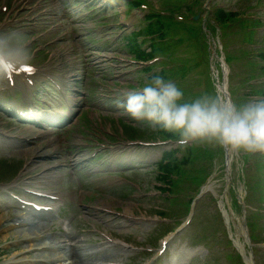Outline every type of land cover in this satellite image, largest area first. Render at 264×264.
Returning <instances> with one entry per match:
<instances>
[{
  "label": "rangeland",
  "instance_id": "1",
  "mask_svg": "<svg viewBox=\"0 0 264 264\" xmlns=\"http://www.w3.org/2000/svg\"><path fill=\"white\" fill-rule=\"evenodd\" d=\"M73 1V3H70L68 1L66 7H64L61 6V0H18V12L20 16H33L34 19L36 16L37 18L36 25L39 27L37 29L34 28L35 31L32 32L31 35L23 34V37L25 39L35 37V39H32L27 43L28 51L38 48L39 45L45 43L43 48H45L46 51H41L38 53V63H43L41 68H46L47 65L45 63H60L66 70H71L73 73H78L79 77L86 75V90L93 88L91 90V97L87 96V98H89L87 101H85L84 99L83 92L82 94H80L82 96V106L77 118L67 126L62 127L58 130L59 133L56 136L57 139L62 142V149L65 148V145L67 144L70 145L76 143L78 137H80L83 132H87L90 126H93L90 125L89 119H93V121L97 122L96 117H99V119L102 120L105 125H108V116H120L119 112H121L120 108H122V104L120 101L122 100L124 93L127 91L128 86H130V82L128 80H132V77H134L133 73L135 70L127 74L121 72V69L127 68L128 62L126 63L122 62L120 59L111 58L112 62L108 63V61H106L107 57L100 56L99 51H90L91 48H89V42H93L92 40L94 39V37L108 35L114 42L118 43L117 40L120 41V35L122 33L125 34V32L130 31V29H133V26L138 23V21H140V19L144 16V14H142L140 10H137V13L141 16H126L124 14L125 8H123L122 5L123 2L122 0H120L121 6L119 8L115 7L109 12V14H113V12L116 13L115 15L111 16V19L108 21V25L98 27L96 26V23H98L99 21L101 22L103 20H107V18L102 17L103 14L107 15V11L102 12L100 11L101 9H98L97 7H94L92 5H86V3H83L81 0ZM152 1L156 2V0ZM166 1L170 2L172 7L177 4V0ZM185 1L186 4L189 3L188 8L190 10L187 11V14L189 16V18L187 19L191 18V11L201 10L202 5L203 8L200 12H197V16L200 13V18L206 16L209 17V15L212 16V11L206 9L211 2L210 0H191V2L190 0ZM8 2L10 1L8 0ZM213 3L214 5L217 4L227 6L231 9L234 6L247 9L249 4H253L254 2L253 0H214ZM28 10L30 11V13H27ZM252 10L253 12H255V9ZM230 16L235 15L230 14ZM245 17H249V15ZM77 18H80L86 22H84V24H78L76 22L78 20ZM236 19L243 20L244 18H239V16L236 15L233 26H236L237 24ZM254 21L255 19H253L250 25H252ZM120 23L127 25V29L124 30L123 27L119 26ZM194 23L198 24V22ZM49 24L54 25L53 28L51 29V31L47 32L44 37H42L41 32H43V30H49ZM140 25H143V23H140ZM177 26H180V24H173L171 27L174 28H170L169 32L174 35H182V39L186 41L188 45L187 47H189L190 49L185 50V45H182L183 47H178L182 49L175 57L182 58L189 55H194L196 57L193 71L194 75L190 76L189 73L185 76L184 79L187 85L183 84L182 87L190 88V90L186 92L191 93L192 90V93H195L198 91H202L203 87L205 88L206 80L204 79H208L211 76L210 63L212 57L211 54L214 49L213 43H216L217 52L220 56L223 53V50L226 51L228 64L231 66V71L229 73V88H232V96L234 99H246V92H250L251 90H257L256 92L264 90V75L261 76L262 74L260 73V71H263L262 68L260 69V71H254L252 66L250 65V62L255 61L252 56L255 52L253 50L257 48L248 46L246 43L248 40H250L251 42H254L258 45L260 41L264 40V37H261L258 34H252L250 39L247 40L245 39L244 32V29L247 27L237 26V28L234 27L232 29H229V33L226 32L224 28H222V31L225 33V35H222V33L220 32L222 37L221 41L219 42V40H217V36L216 42H213L212 39L210 41L208 38H206L205 48L203 51L202 46L199 42V39L202 36V26H192L187 30H180L179 28H177ZM183 33L185 34V36ZM57 36L60 39L59 42H55L51 46V44L47 41L53 40ZM123 45V42H120L118 44H115L113 48L119 51L118 54H125L123 56L128 57L126 54H128L129 51L128 49H125ZM102 46L107 47L109 45L107 42H104ZM94 47L95 46H93V48ZM176 47L177 46L175 45V48ZM110 48H112L111 45ZM165 48L168 49V47L166 46ZM114 49L111 50V54H113L112 51ZM50 51L53 56L52 58H47L46 60L44 56H46L47 53H50ZM101 52L103 53V51ZM190 53H193V55ZM106 54L108 55V53ZM194 60L195 58L191 60L190 65L193 64ZM96 61H99V63L97 64ZM180 62H182L180 59H176L174 60V62H172V65H177ZM112 64L115 66L117 65L114 70L112 69ZM220 65L221 61L219 62L216 60L215 66L218 69V77L222 78L219 76L222 74V67ZM93 66L98 67L93 70ZM87 67H90L91 69H86ZM133 67L136 68V71L139 69V66H137L136 64H133ZM107 74L113 76V81L117 78L116 75H118V78H120L121 80H116V82L114 83L112 82V80L104 78L103 75ZM255 75H260L261 77ZM136 76H139L140 78L144 77V75L139 74V72L136 73ZM92 78H98V88L102 91L97 92V86H90L91 84H94L92 83ZM200 78L202 80L199 84ZM207 88V90H211L210 85H208ZM103 91L112 94L113 96H115V98L118 99H106L105 96H102ZM99 98L103 101H101ZM122 112L125 111L122 110ZM0 123L7 126V128L10 129L8 131H10V133L17 140L21 139L20 144L18 146H15L13 148L14 150H9V153H7L5 149H0V180H10L16 175L19 170H22L24 166H26L28 161H31V157L33 154V145L31 142L26 141L28 135L22 132L27 130L28 128L18 125L15 121L6 119L3 115H0ZM125 128L127 136L130 132H133V130H128L127 127ZM152 132L155 131L150 129L147 131H142V133H144L145 135L152 134ZM51 137L52 135H46L44 137L43 141L38 144L42 146L43 149L36 154L41 155V152L46 149H48L46 151L47 154L53 152L51 147L55 145V142L50 140ZM46 140L48 141V143H46ZM59 141L58 143H60ZM147 149L138 152L137 156L135 155V152L133 154H130L131 158L135 160L137 158L144 160L145 158L143 157V155L145 154V151H147ZM149 151L151 154H153L157 151V149L153 148L149 149ZM127 155L129 156V154ZM216 155L217 157L214 160H208L205 158H201L199 160L198 158L196 162V165L205 164L209 167V170L207 171L208 174L205 176V178H208L205 183L207 185V189H209V192L205 195L204 199H202L198 205L199 216L194 221L195 225L191 226L187 231L183 233V235L185 236L182 239L189 238V246L192 247L204 243L211 247V253L207 255V259H202V261L195 260L193 264H232V259L236 256V252H223L224 249H232L233 247L229 241V233L227 232L225 222H223L222 213L219 210L218 203L220 201V198L225 199V196H227L230 202V207L234 208L235 212L234 220L231 222H235L238 225H240L242 222L241 220L243 213L238 205L237 207H235V204L237 202H235L234 199L235 194L236 196L241 195L244 188L246 189V193H248V197L251 200V202L248 203L251 211H247V216L249 214V216L251 217L249 221L252 223H254L256 217L259 216L256 207L264 206V200H260L259 198L260 195H264V174L260 172L258 175V172L264 169V155H251L248 157V159H246V164L242 165V162L245 160V158L243 157L244 154H241L238 151H233L231 154L232 183H228L227 177H225L226 168L224 166L225 154L223 148L221 150L219 149ZM120 157H124V154H122V156ZM120 157H118L117 159L120 160ZM32 160L33 161H31V164L27 166L28 169L25 168L23 170V174L20 176L21 178H27V181H30L31 184H35L34 182H46L45 184L40 185H46L44 187L52 188L57 192L62 191L63 193H65L67 199L68 195H70V198H72L73 195H76L74 197L76 198L80 194L87 195L86 193L90 192L89 189L95 190L94 194L92 192L89 194L88 201H91V203L89 204L91 206H103L109 209L103 212L90 209L91 211L89 212V214L85 213V210H79L75 212L71 211L67 214V217H69L71 220L70 228L72 234L70 236V241L75 246H73V248H71L70 250L65 251V257H67V261L70 264H96L98 262V258H107L109 260L120 259L121 262L127 261L129 264H141L142 261L145 260V254L141 253L139 250L120 246L114 248L113 251L103 250L98 252L96 255H82L91 245H97L98 239L100 238L96 233L86 231V229L89 228V220H91V222L95 221L98 228L108 229L119 239L126 240L132 246H145L150 244L156 245L161 233L165 232L169 228V226H167L166 228H164L163 225L157 227L154 226L155 223L149 225L147 222L145 223V226L134 225L133 220L127 218L128 214L125 215L126 207H131V210L133 211L132 214L137 217H147L153 220H156V218L166 219L165 221H169L166 223V225L168 223L172 224L175 219L173 218L170 220L168 218H165L170 214L174 217L176 215H180L179 217H181L183 214H186L185 212L187 211V207H185L184 205L181 207L180 203L172 204L168 200L159 199L158 197H156L155 199L147 197H127V194L131 191V189L129 191L127 187L123 188L124 196L122 198H120L122 194L119 190L109 193L105 190V188L98 189L94 186L81 189L73 181H66L62 175H59L57 173V169L59 167L50 168L51 165L45 166L46 164H55L57 163V161L50 159L44 160L39 157ZM138 161L139 160H137V162ZM255 161L257 163H255ZM249 164H251L252 167ZM82 173L84 172L82 171ZM140 173L141 172L137 170L124 174H126V176H128L131 180L134 179L140 181V179L142 180V176ZM241 174L242 177L244 174V176H246V180L249 181L248 183L245 182L244 188H242ZM145 179L146 178H144V181ZM145 183L148 182L145 181ZM147 188L152 189L151 187ZM186 189L184 191L185 194L187 193ZM262 198L264 199V196H262ZM38 201L43 203L49 202L48 200L43 198H39ZM90 214L91 216H86ZM81 215L83 216L81 217ZM257 218H260V216ZM57 220L58 219L48 223L45 222L43 225H49L51 223L53 230H57L60 224V220ZM124 221H126V226L123 223ZM262 225L264 226V224ZM30 229L31 228H24L15 231L9 230L7 232H0V242L6 241L7 239L14 236H23V233L29 232ZM54 235L55 237H57L60 236L61 233L58 230ZM254 237H256L255 233ZM262 240L263 234H260V236L258 237V241L262 242ZM185 241L186 240H184L183 242ZM119 248L122 249L121 251L125 255L115 254L117 253ZM258 249L260 250V252L257 253L259 262H262L264 264V246L259 245ZM8 255L9 256L7 257H0V264H5L6 262H10L9 264H29L23 261L24 258L16 256L13 249H10Z\"/></svg>",
  "mask_w": 264,
  "mask_h": 264
},
{
  "label": "clouds",
  "instance_id": "2",
  "mask_svg": "<svg viewBox=\"0 0 264 264\" xmlns=\"http://www.w3.org/2000/svg\"><path fill=\"white\" fill-rule=\"evenodd\" d=\"M29 61L22 34H0V76L16 74ZM122 108L130 117L172 133L179 147L227 146L264 153V96L236 100L216 89L188 93L174 79L157 74L127 91Z\"/></svg>",
  "mask_w": 264,
  "mask_h": 264
},
{
  "label": "bare ground",
  "instance_id": "3",
  "mask_svg": "<svg viewBox=\"0 0 264 264\" xmlns=\"http://www.w3.org/2000/svg\"><path fill=\"white\" fill-rule=\"evenodd\" d=\"M238 231H240V232H242V234H245L246 232H245V230L243 229V228H239L238 227ZM238 237L236 238V242H237V244H239L240 245V247L243 249V244H240V243H238ZM241 242V241H240Z\"/></svg>",
  "mask_w": 264,
  "mask_h": 264
}]
</instances>
